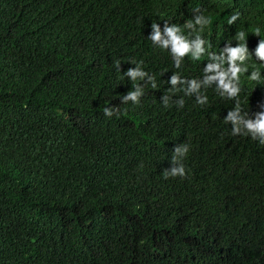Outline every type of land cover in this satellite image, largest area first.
Segmentation results:
<instances>
[{
  "label": "trees",
  "instance_id": "1",
  "mask_svg": "<svg viewBox=\"0 0 264 264\" xmlns=\"http://www.w3.org/2000/svg\"><path fill=\"white\" fill-rule=\"evenodd\" d=\"M196 8L210 51L264 38V0H0V264H264V144L231 133L236 101L214 87L204 105L170 90L206 55L177 69L147 38ZM136 64L155 88L124 75ZM240 88L261 111L264 76ZM185 144V176L165 179Z\"/></svg>",
  "mask_w": 264,
  "mask_h": 264
},
{
  "label": "clouds",
  "instance_id": "2",
  "mask_svg": "<svg viewBox=\"0 0 264 264\" xmlns=\"http://www.w3.org/2000/svg\"><path fill=\"white\" fill-rule=\"evenodd\" d=\"M194 11L196 14L192 15L191 19L186 20L183 27L167 20H164L163 27L160 23L152 22L151 31L147 36L152 45L169 52L177 69L181 68L183 58L186 56L194 61L200 60L202 56H207V63L204 64L199 78H186L175 72L168 81L172 85L170 90L179 88L186 96L195 94L197 103L204 105L208 102V97L202 94L201 90L214 87L216 93L222 98L236 101L235 106L230 108L224 117L225 124L229 122L232 124L231 133L233 135L247 134L252 139L257 140L259 144H264V106H262L261 111L250 114L242 111L237 99L241 91L242 74H247V79L250 81H260L264 76V73H261L255 64L249 65L248 63L250 58H254L261 66H264V38L258 41L254 53L249 50L243 31L236 33L235 40L237 43L235 46L233 43L226 42L218 53L210 51V45L200 33L211 23V17L205 15L199 8ZM240 18L241 13L236 11L230 15L228 24H234ZM255 32L256 35L260 36L259 28H256ZM115 63L117 68H120V63L118 61ZM124 75L131 81L137 79L143 81L148 77L152 87H156L154 78L148 76L140 64H136L135 69L124 72ZM142 95V87L136 85L135 90H130L123 96L122 103L128 101L138 103ZM162 101L167 106L169 97L164 95ZM178 103L182 107L183 99L181 98ZM103 115L111 117L113 115L112 107H105ZM188 151L189 148L186 144L175 148L173 163L178 164V166L171 170H165L163 172L165 179L170 176H185V167L177 157H183Z\"/></svg>",
  "mask_w": 264,
  "mask_h": 264
}]
</instances>
